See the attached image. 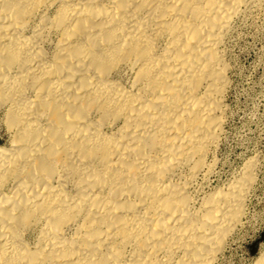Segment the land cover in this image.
<instances>
[{"label":"bare ground","instance_id":"1","mask_svg":"<svg viewBox=\"0 0 264 264\" xmlns=\"http://www.w3.org/2000/svg\"><path fill=\"white\" fill-rule=\"evenodd\" d=\"M259 2L0 0V264H224L256 170L214 183L227 50Z\"/></svg>","mask_w":264,"mask_h":264},{"label":"rangeland","instance_id":"2","mask_svg":"<svg viewBox=\"0 0 264 264\" xmlns=\"http://www.w3.org/2000/svg\"><path fill=\"white\" fill-rule=\"evenodd\" d=\"M227 52L229 86L214 183L255 160L247 215L223 256L224 264H250L264 251V0L240 23Z\"/></svg>","mask_w":264,"mask_h":264}]
</instances>
